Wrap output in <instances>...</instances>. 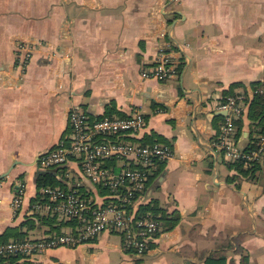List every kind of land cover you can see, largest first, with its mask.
Here are the masks:
<instances>
[{"label":"crops","instance_id":"0c3cea01","mask_svg":"<svg viewBox=\"0 0 264 264\" xmlns=\"http://www.w3.org/2000/svg\"><path fill=\"white\" fill-rule=\"evenodd\" d=\"M163 51L176 74L146 75ZM253 81L264 93V0H0V236L51 232L28 222L38 177L53 171L38 158L68 136L73 108L91 119L145 110L138 137L174 151L145 196L178 222L143 255L104 231L17 263L206 264L223 255L225 264H264V156L245 177L215 145L223 97ZM249 106L235 120L242 149L253 134Z\"/></svg>","mask_w":264,"mask_h":264},{"label":"built area","instance_id":"2783aa9c","mask_svg":"<svg viewBox=\"0 0 264 264\" xmlns=\"http://www.w3.org/2000/svg\"><path fill=\"white\" fill-rule=\"evenodd\" d=\"M30 56L27 52L26 58ZM174 58L169 51L161 52L152 71L145 74L159 80L172 78L176 74ZM255 94H264L263 89L236 90L223 97L218 106L226 114L215 145L228 160L258 161L264 156V133L258 136L251 150L242 149L236 137L235 120ZM69 121L68 136L38 158L39 166L53 170L67 188L61 185L41 187L33 209L43 215H57L63 221L75 219L76 225L65 226L60 233L50 232L41 238L0 243V257L30 258L52 247H77L104 231L120 234L127 248L143 255L159 233L162 222L151 212L144 216L139 214V205L150 201L145 196L150 175L161 162L173 156L172 147L157 141H142L138 137L147 123L146 116L139 110L127 116L91 119L88 113L76 107L70 111ZM75 167L79 177L72 174ZM98 186L110 191L108 195H98L99 200L90 191L97 192ZM24 192L25 185L20 183L13 197L16 209L22 204ZM105 197L111 200L104 203ZM94 201L103 205L94 206Z\"/></svg>","mask_w":264,"mask_h":264},{"label":"trees","instance_id":"16d2710c","mask_svg":"<svg viewBox=\"0 0 264 264\" xmlns=\"http://www.w3.org/2000/svg\"><path fill=\"white\" fill-rule=\"evenodd\" d=\"M251 87H252V89H261L263 87V82L253 81L251 83ZM231 93H233V91ZM249 105L250 106H249L248 117L251 121V125H252L251 128L253 127V129H252L253 134H252L251 140L249 142V145L246 147V150L254 149L256 146L255 145L256 141L258 140V136L260 134L264 133V94L253 95L252 100H251ZM118 115L119 116H127L128 114H122V113L118 112ZM106 116H112V115L106 114L105 116H102L100 118H103ZM60 141L57 143V145L60 143ZM155 141L153 139V140H149L148 142L152 143ZM246 160L247 159H244V158L239 159V160L235 161L231 166L235 167V169H237L241 175H243L245 177H251L259 169L260 160H258V161H246ZM163 166H164V162H161L159 164V170L158 171L156 170V171L159 172ZM156 171H154L150 175L148 184L153 179L155 174L157 173ZM37 183H38L39 189L43 186H49V185H51V186L61 185L64 188H67V186L64 185L62 183V181H60V179H58V177L56 176L54 171H44V173H42L38 177ZM39 189H38V193L35 195L34 201L39 199V196H40ZM109 192H110L109 189L106 187L98 186V188H97V193L99 194V196L100 195L101 196L108 195ZM102 200H103V202L105 201L104 203H107L109 200H111V198L105 197V199H102ZM100 205H103V203L98 202V201H94V206H100ZM31 211H33V215H32L33 218L32 219L29 218L30 220L28 221V222L32 223L30 225L31 228H32V226H34L36 220H38L42 224L49 225L50 231L56 232V233H60L61 230L65 226L76 225L75 219L63 221L57 215L52 216V215H43V214L36 213L33 209V205L31 206ZM147 212H151L153 214V216H157V218L162 222V228L163 229H170V228L174 227L176 225V223L178 222V218L167 216L165 211H164V208L160 207L157 204V202L154 201V199H152V201H150L148 203H141L139 205V214L144 216V215H146ZM14 230L15 229H13V228H9L5 234L0 236V243L7 242L11 239L21 240V239H25L28 237V236H26L27 231L15 232V234L12 236L11 234L14 233ZM11 237H13V238H11ZM23 258L26 259V257H23V256L0 257V262L8 259L10 261V263L18 264L17 261L19 259H23ZM225 261H226V258L223 255H220V256L211 255L210 257H208L206 264H225ZM24 262H27V261L24 260Z\"/></svg>","mask_w":264,"mask_h":264},{"label":"rangeland","instance_id":"374dc122","mask_svg":"<svg viewBox=\"0 0 264 264\" xmlns=\"http://www.w3.org/2000/svg\"><path fill=\"white\" fill-rule=\"evenodd\" d=\"M145 110H142V113H144ZM155 141V140H154ZM74 175V173H72ZM117 235H119L118 233H116ZM120 236V235H119ZM95 238V237H93ZM91 241V240H90ZM89 242V241H88Z\"/></svg>","mask_w":264,"mask_h":264}]
</instances>
